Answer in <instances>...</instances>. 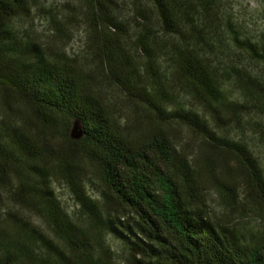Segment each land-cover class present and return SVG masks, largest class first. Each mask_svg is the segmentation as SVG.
Returning <instances> with one entry per match:
<instances>
[{
  "label": "trees",
  "instance_id": "trees-1",
  "mask_svg": "<svg viewBox=\"0 0 264 264\" xmlns=\"http://www.w3.org/2000/svg\"><path fill=\"white\" fill-rule=\"evenodd\" d=\"M211 1L143 0L124 22L117 0H81L84 63L52 57L15 31L31 0H0V86L13 93L1 100L18 115L0 127V190L17 205L0 220V264H121L108 238L122 246V264H264V171L230 137L242 118L264 114V37L242 38L228 20L218 32ZM240 57L260 73L238 67ZM226 78L241 101L227 98ZM102 84L139 109L138 132ZM181 92L194 109L175 101ZM178 129L198 140L194 163L174 142ZM88 167L98 180L93 195ZM55 182L76 211L63 208ZM238 208L255 216L258 231L232 223Z\"/></svg>",
  "mask_w": 264,
  "mask_h": 264
},
{
  "label": "rangeland",
  "instance_id": "rangeland-1",
  "mask_svg": "<svg viewBox=\"0 0 264 264\" xmlns=\"http://www.w3.org/2000/svg\"><path fill=\"white\" fill-rule=\"evenodd\" d=\"M117 2L120 6L119 18L124 22H130L132 14L136 12L143 0H117ZM211 2L212 15L217 24L218 32L222 33L226 30L225 21L228 20L238 30L240 37L248 38L251 41H261L263 39L264 0H212ZM31 3L32 8L29 17L14 22L15 31L21 37L39 44L52 57L63 52L68 57H74L86 63L85 57L88 53L87 33L83 21L84 9L81 0H31ZM212 28L213 26L208 29L211 33H213ZM208 37H211V34ZM214 38L211 37V39ZM227 41L225 40V42ZM216 48L213 51L216 52ZM220 50V52H217L220 55L218 59L225 55V53H222V48ZM161 59L164 64V57L162 56ZM237 66L247 69L251 75L260 73L247 57H240ZM166 74V78L170 79L171 76L167 71ZM103 86L104 84H102ZM103 89L106 90L110 100L115 105L117 115L123 120L124 124L129 127L133 126L139 109H135L132 103L125 101L118 91L107 86H104ZM173 89L177 90L178 87L174 86ZM222 89L230 100L241 101L243 99L240 87L230 78L223 80ZM170 91L171 89H168V92ZM2 93L10 97L13 95L9 89L4 90L0 86V127L8 116L15 119L18 116L14 111L16 105L13 101L10 104L11 111L3 105ZM175 101H178L182 107L194 109V102L190 101L182 92L176 96ZM239 124L231 131L230 137L246 143L264 171V114L250 113L242 118ZM131 128H133V132H138L136 127ZM174 142L183 150L184 155L194 163V154L198 147V140L194 139V135L184 129H178V135ZM85 173L87 190L93 195V192L98 188V180L91 167L86 168ZM53 189L59 202L67 212L71 213L73 210H77L70 193L62 183L55 182ZM208 198L212 215L216 219L222 220L223 208L215 196V192L211 189H209ZM16 210L17 205L11 200L7 190H0V220L8 212L14 213ZM25 213L34 225H38L49 232L44 221L37 213L29 214L27 211ZM233 222L241 227L246 235L260 229V223L255 216L249 211H242L241 208H238L233 215ZM105 242L114 253L115 260L122 264L125 257L122 246L109 238Z\"/></svg>",
  "mask_w": 264,
  "mask_h": 264
}]
</instances>
